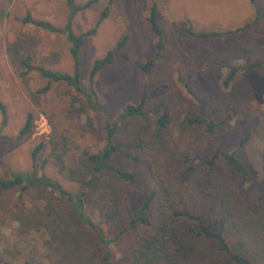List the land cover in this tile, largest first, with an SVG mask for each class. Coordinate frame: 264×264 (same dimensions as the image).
<instances>
[{"label": "rangeland", "instance_id": "374dc122", "mask_svg": "<svg viewBox=\"0 0 264 264\" xmlns=\"http://www.w3.org/2000/svg\"><path fill=\"white\" fill-rule=\"evenodd\" d=\"M87 1L74 0L76 4ZM93 1L71 19L72 32L78 35L92 28L100 12L108 8L94 35L82 41L77 56L81 86L87 84L92 62L102 58L121 36H127L113 62L93 78L100 110L89 109L85 98L63 83H50L45 92L38 93L47 84L45 79L33 72L18 77V61L24 57L51 71L71 74L65 36L18 20L29 13L60 28L69 14L65 0H0V107L4 109V115L0 110V178L33 172L71 195L85 193V214L110 238L139 205L144 189L159 179L186 188L199 176L193 173L188 181L180 182L186 167L182 157L206 158L214 146L204 124L188 125L183 120L198 117L218 122L227 117L211 135L219 147L234 152L264 187V0H254V4L248 0ZM152 6L161 34L156 57L157 40L146 22ZM257 9L259 18L254 20ZM245 24L250 26L208 40L191 38L182 31L224 33ZM152 59L145 80L149 83L145 113L118 121L114 143L125 155L113 154L108 162L118 171L131 173L134 182L102 173L94 186H86L87 156L103 147L104 123L116 121L126 105L139 102L145 82L136 65ZM231 67L239 71L223 88ZM161 112L167 114L168 122L156 128L154 114ZM27 114L32 116L31 129L20 135ZM245 136L247 141L238 149V141ZM38 144L42 148L32 161L31 152ZM218 163L232 200L243 203L251 213L258 211L257 193L247 191L243 178ZM110 198L121 202L124 216L105 223L90 208L92 203ZM89 199L95 201L88 204ZM15 222L18 228H12ZM5 228L12 229V239L4 235ZM107 250L112 251L113 246L108 245ZM100 252L95 230L77 222L72 203L51 187L34 183L25 189H0V264H100Z\"/></svg>", "mask_w": 264, "mask_h": 264}, {"label": "trees", "instance_id": "16d2710c", "mask_svg": "<svg viewBox=\"0 0 264 264\" xmlns=\"http://www.w3.org/2000/svg\"><path fill=\"white\" fill-rule=\"evenodd\" d=\"M248 1L254 4V0ZM93 3V0L82 4H76L74 0H65L69 14L60 28L46 21L36 20L29 13H25L21 19H18L22 25L64 35L70 45L68 52L73 68L71 74L54 72L24 57L18 61V77L23 78L33 72L45 79L47 84L38 93L45 92L50 83H63L81 94L89 109L100 110L101 107L99 109L97 106L98 99L92 89L93 78L100 70L113 62L115 54L125 45L127 36H121L102 58L92 62L87 75V84L85 87L81 86L77 71V56L82 41L94 35L96 27L106 17L108 8L105 7L100 12L92 28L78 35L72 32L71 19L77 12L88 9ZM258 15L257 9L254 20L259 18ZM146 22L157 40L154 56L156 57L161 48V34L157 27L154 6L149 9ZM249 26L250 24H245L239 29L224 33H194L186 28L182 31L191 38L208 40L232 35ZM152 61L153 59L146 61L143 65H136L143 74L145 82L139 102L136 105H126L116 121L104 123L103 147L98 152L87 156L89 178L85 182L86 186H94L102 173H110L126 182H134L131 173L118 171L108 162L113 154L125 155V152L114 143L118 121L142 117L145 113L146 90L149 87V83L145 80ZM260 63L249 65L247 68H254ZM237 71L239 70L234 67L228 69L222 81L223 88L228 86ZM0 110L4 115L2 106ZM154 115L156 128L167 125L165 112ZM227 120V117L218 122L204 121L198 117L183 120L188 125L204 124L214 146L213 152L206 158L197 155L182 157V163L186 164V167L181 172L180 182L188 181L193 173H198L199 176L192 180L190 187L186 188L185 185L174 186L159 179L151 187L144 189L141 192L139 205L130 211L124 226L110 238H106L101 229L96 227L85 214L82 199L85 193L83 192L71 195L63 191L57 183L43 175L36 177L33 172L12 173L6 179L0 178V189L7 190L20 186L21 189H25L29 185L39 183L51 187L57 194L65 197L72 203V212L76 221L95 230L96 240L101 246L100 264H264V203H262L264 187L254 180L251 172L237 160L234 152L219 147L214 136L211 135ZM31 121L32 116L27 114L19 130L20 135L31 129ZM246 141L247 136L240 139L237 148H241ZM41 148V144L34 147L30 155L32 161ZM219 161L233 174L243 178L247 184V191L257 193L258 211L251 213L243 203H235L232 200L226 175ZM60 170L61 168L58 169L59 172ZM94 201L89 199L87 203L91 204ZM99 202L92 203L90 210L96 211L101 221L112 223L123 218L124 207L120 201L110 198ZM108 245L113 246L112 251L107 250Z\"/></svg>", "mask_w": 264, "mask_h": 264}, {"label": "clouds", "instance_id": "9594fccd", "mask_svg": "<svg viewBox=\"0 0 264 264\" xmlns=\"http://www.w3.org/2000/svg\"><path fill=\"white\" fill-rule=\"evenodd\" d=\"M18 227H19V223L18 222L13 223L12 228H18ZM11 231H12V229H10V228L3 229L4 235L5 236H9L10 239H12V237L10 236Z\"/></svg>", "mask_w": 264, "mask_h": 264}, {"label": "built area", "instance_id": "2783aa9c", "mask_svg": "<svg viewBox=\"0 0 264 264\" xmlns=\"http://www.w3.org/2000/svg\"><path fill=\"white\" fill-rule=\"evenodd\" d=\"M39 120H41L42 121V125H45V122L43 121V119L42 118H40L39 117ZM41 123V122H40Z\"/></svg>", "mask_w": 264, "mask_h": 264}]
</instances>
